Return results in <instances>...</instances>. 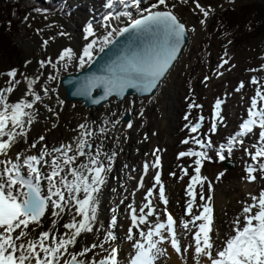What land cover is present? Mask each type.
<instances>
[{"label":"snow or ice","instance_id":"obj_1","mask_svg":"<svg viewBox=\"0 0 264 264\" xmlns=\"http://www.w3.org/2000/svg\"><path fill=\"white\" fill-rule=\"evenodd\" d=\"M192 2L195 5L193 12L198 10L204 17L200 23L205 24L214 9L203 6L200 0ZM177 3L187 4L188 0L171 3L170 0H155L148 8L141 7V0H106V7L110 10L117 5L135 7L138 18L125 13L128 23L124 26L107 23L102 36L97 35L89 23L87 37L91 40L82 54L77 55L72 47H63L55 58L49 56L39 60L35 75L22 72L19 68L0 72V77H8L4 86L0 87V264H122V250L114 244L117 236L109 229L101 238L102 226L98 224L100 194L117 155L116 152L106 151L104 144L109 133L121 124L122 116L117 117L116 111H112L111 116L117 118L104 119L99 125L85 119L75 130L77 135L70 142H60L59 146L50 147L44 135L29 143V135L41 107L55 121L59 120L65 101L60 98L57 87L50 85L59 81L61 70L67 71L73 62L83 70L96 63L106 49L111 51L112 58L101 66L103 74L86 77L74 94L91 99L93 104H100L112 96L123 98L128 89L142 94H152L157 90L178 58L186 34L195 31V28L189 29L177 15ZM106 19H111V11ZM40 31L42 29H37V32ZM58 35L68 34L61 31ZM55 39V36L49 37L43 41V46L46 48L49 41ZM31 63L27 60L23 67L26 69ZM228 63V59H223L220 67ZM49 68L52 71L45 75L43 70ZM250 71H264V65ZM261 79L264 78H251L250 82L258 87L250 98L247 118L240 123L239 130L227 138L226 143L219 145L217 153L218 159L223 161L226 159L225 152L231 154L237 146L242 148L252 161L245 169V179L250 183L257 179L254 173H264V85ZM22 84L26 88H20ZM244 87L241 81L235 91L240 92ZM97 88L103 89V95L92 99V93ZM18 89L20 94L10 99ZM53 99L54 103H48ZM154 99L152 95L149 103ZM223 103L225 101L219 98L215 101L208 133L215 134L218 125H224L221 115ZM189 107L202 108V105L193 100ZM140 115L143 116V109ZM189 115L190 112L185 120ZM204 119L200 115L196 123L189 121L185 125L190 133L197 135H190L182 141L183 144L192 142L201 149L213 146L211 136L199 131ZM51 127L56 128L57 123L53 122ZM132 127L133 123L128 121L126 128ZM253 135L257 137L251 144L255 151L244 147L245 138L251 139ZM159 153V148L153 152L155 160L151 168L157 171L152 177V186L146 189L139 206L135 202L128 205L131 226L127 230V240L131 242V251L123 264H158L160 258L167 255L166 244L182 256L192 249L194 264H202V261L204 264H264V189L259 196L249 194L252 203L242 202L244 207L232 221L231 233L217 242L218 237L214 239L212 235L214 207L211 193L214 188L212 181L202 175L204 162L210 161L211 157L206 151L191 149L178 154L177 159L197 157L194 174L185 189L190 199L178 221L168 211L169 199L162 181ZM180 167L184 175L179 179L183 180L189 171ZM149 168L146 162L139 188H145L144 177L148 175ZM170 175L176 177L175 172ZM223 175L220 173L217 179ZM205 184L209 193L207 196ZM197 195L202 203L197 202ZM116 211L113 209V212ZM111 224L113 228L116 226L115 216ZM178 224L182 232L178 231ZM189 235L191 242L182 245L181 237L186 240Z\"/></svg>","mask_w":264,"mask_h":264},{"label":"rangeland","instance_id":"obj_2","mask_svg":"<svg viewBox=\"0 0 264 264\" xmlns=\"http://www.w3.org/2000/svg\"><path fill=\"white\" fill-rule=\"evenodd\" d=\"M254 1L256 0H200L203 6H210L214 9L203 25L200 23V20L204 19V17L198 10L195 13L193 12L195 5L192 0H188L187 4L177 3V8L175 9L177 15L184 20L189 29L195 28L194 32L189 31L192 41L191 49L185 53L181 63L174 68L171 76L164 82L163 88L159 91L158 96L155 97L151 103H149L150 99L148 98L140 99V104H142L140 107H143V116L140 115L141 108H137L136 113H139L137 116L138 120H133L134 116H132L131 122L133 123V127L127 129V123H123L125 133L123 136L120 135L114 138L115 141L119 142L121 145L128 147L129 140H127V138L125 140L124 137L128 135L129 130H133L135 135L133 136V140L134 143L136 142L135 147H139L145 140L151 141L149 145L150 148H147L148 152L146 153L151 156L152 162L155 160V156L153 155L154 150L157 148L160 149L159 155L162 165L160 171L162 174V181L166 186L167 197L168 199L171 198L168 204L171 209H180V204H182L183 210L185 201L190 199V197L186 195L185 189L190 181V176L194 174V161L197 157H183L177 159L180 152L190 149L194 151H206L211 157L210 161L204 162L202 175L208 177L213 184L214 191L211 195L213 196L214 221H217L219 217L215 211L216 207H218V205L215 204L217 197L220 200L226 199L229 192L235 191V188H237L240 183L246 184L244 189L247 187V184L251 185L253 195L256 196H259L261 189H264V178H261L264 176V173L259 171L254 173L257 179L251 183L245 179L247 175L245 169L252 161L242 148L237 146L231 154L226 153L227 156L225 160L234 164V168L231 170L226 169L217 156L219 145L226 143L225 141H227V138L239 130V125L242 123L241 118L247 114V109L250 106V98L255 95L256 88L258 87V85L250 82L251 78L253 76L264 78V71H250V69H258L261 65H264V34L256 38H250L248 34L250 32V26L243 27L239 39L242 37L244 39L243 43L239 45L236 39L234 40L230 35H226L219 19L222 11L226 8L240 10L247 4H253ZM56 2L64 5V9H62L60 13L42 10L28 17L26 22L22 25L21 32L14 38L15 42L20 47L21 56L19 58L14 57L10 59L0 54V72H7L11 68H19L22 72L35 75V70L39 67L38 61L46 59L49 56L55 58L63 47H72L77 55L81 54L77 52L76 46H73L76 42L73 39L74 37H71L72 31L69 29V24L76 28L78 35H82L84 40H89L91 37H87V25L91 23L95 30L96 25H98L97 23H100V17L106 15L110 10L106 7V0H56ZM150 2L154 3L155 0H141V7H146ZM171 2H176V0H170V3ZM260 2L263 1L261 0ZM80 8H83V10H80ZM113 9L118 10L123 20L126 21H128V17L125 13H130L132 18L138 16L135 7L125 8L117 5ZM37 29H42V31L37 32ZM61 31L66 32L68 35L59 36L58 33ZM51 36H55L56 39L55 41L50 40L48 46L45 48L43 46V41L49 39ZM51 46H53V48ZM82 48L83 47H81V50ZM225 52H227V56ZM204 53L205 56L201 59L199 55ZM223 59H228L229 63L221 68L220 64ZM27 60H31L32 63L25 69L23 66ZM195 66L197 70L193 72ZM76 70L79 69L76 67V63L73 62L67 71L61 70L59 80L65 73ZM43 71L45 75H47L48 69H44ZM220 73H223V75H220ZM205 77L208 79L206 80ZM7 80V76L0 77V87L4 86V82ZM241 81L244 82L245 87L241 89L240 92H236L235 89ZM58 82L50 86L57 87L59 92L61 88ZM172 83L175 86L171 102V107L173 108L168 112L167 123L161 125V121L164 117L162 113V97H165L167 93L166 89ZM261 84L264 85V79H261ZM59 95L60 98L65 101L64 96L60 93ZM218 98L226 102L224 106H221V115L224 117V125H218V131L215 134H211L208 133V130L214 116V104ZM10 99H12V97H10ZM193 100L196 104L202 105V108H190L189 105ZM77 104L72 103L73 106L70 108L73 113H76L67 121H64L63 117L69 103L65 101L63 109L60 111L58 122L67 125V132L69 133L77 132L75 131L77 127H74L73 120L78 116H83L82 111L85 109L82 105ZM124 112L125 111H122L120 114L123 115ZM189 112L191 115H189L188 120H185L184 117ZM149 115H153L154 118L149 120ZM200 115H203L205 119L199 131L200 133H208L211 136L213 143L211 148L201 149L199 145L192 142L189 144L182 143V141L189 138L190 135H197V133H190L185 125L189 124V121L196 123ZM142 118L144 119L141 120ZM136 129L139 135L142 134L140 137L136 133ZM122 130L123 129L119 127L116 132L122 133ZM44 131L50 132L51 129L47 128ZM256 138L255 135H253L251 139L245 138L244 147L255 151V149L251 148V144ZM139 152L140 150H138V153ZM130 163L131 166L128 165L130 169L126 173V181H124V178H121L122 181H120L125 190L124 196H127L122 199V203L127 208L129 205L127 198H131V203L135 202L136 206L141 204L143 195L146 189L152 186V177L155 171H157L151 168L150 163V172L144 177L145 188H141L138 192L139 194L137 193V189L129 193L128 190L132 186V182L140 181L141 177L144 175L141 174L143 173L142 171L138 170L143 164L141 158L133 160L129 162V164ZM180 166L188 168L189 171V175L184 176L183 180L179 179L180 176L184 175ZM172 172L176 173V177L170 175ZM220 173H224V175L217 179ZM253 186L257 187L254 188ZM204 188L207 196L209 194L207 191V184H205ZM134 192L135 195H133ZM197 192H199V185H197ZM246 196L248 197L247 194ZM175 198H177V201ZM197 199V202L200 203L199 197ZM229 201L230 200H227V203H229ZM242 204L239 200L236 202L240 212H242L241 207L243 208L244 206V204ZM159 207L162 209L163 205L160 204ZM226 210L227 207L225 210L221 209L220 211L223 212V218L228 214ZM175 215L178 217L177 212H175ZM161 219H164V217L161 216ZM122 249L124 251L125 247ZM187 253L189 254V251ZM188 259L189 258H187L188 264H191L192 261Z\"/></svg>","mask_w":264,"mask_h":264},{"label":"bare ground","instance_id":"obj_3","mask_svg":"<svg viewBox=\"0 0 264 264\" xmlns=\"http://www.w3.org/2000/svg\"><path fill=\"white\" fill-rule=\"evenodd\" d=\"M151 4H152L151 2L148 3L147 6L144 8L150 7ZM80 10H83V8L82 9L80 8ZM110 11H111V19H106L109 16ZM99 20H100V23L98 22L97 23L98 25H96V27H95L96 33L98 32L97 35H99V36H102L105 33V31H106V29L104 27L105 24L112 23L114 26H121L126 21V20H123L122 15H120L118 10H114V9L109 10V12L106 15L101 16ZM69 26H70L69 29H71V31H72L71 37H74L73 39L76 42V44L73 46H76L75 48H76L77 52L82 54L83 49L87 46V44H88L87 42H90L91 38L89 40H86V39L84 40L82 35H78L75 27H72L71 24H69ZM191 44H192V41L190 42V44L186 48L185 53L191 49V46H192ZM51 47L53 48V46H51ZM81 47H83L82 50H81ZM185 53H184V55H185ZM184 55H183V57H184ZM183 57L176 64V66L179 63H181V61L183 60ZM50 71H52V70L49 68L47 73ZM170 76H171V74H170ZM20 88H26V85L22 84L20 86ZM161 88H163V85ZM161 88H160V90H161ZM166 90H167V93L165 94V97H164L165 99L162 97V101H163L162 113L164 114V117H163V120L161 121V125L167 123L168 112L170 110H172V108H173V107H171V102H172V95L175 91L174 84L173 83L170 84ZM263 90H264V88H262V91ZM59 93L64 96L62 88L59 91ZM19 94H20V89H18L17 92L14 93V95L12 96V99H15ZM157 96H158V94H157ZM131 98L128 99L127 101L123 102V103L117 102L116 100H112L110 103L102 106L99 109L85 108L82 111L83 116H78L73 120L74 127L75 126L78 127V125L80 123L85 122V119L89 123L95 122V125H99L101 123V121H103L104 119H116L119 116L117 115V117H112L111 112L112 111H118L121 109L126 110L128 107L132 108L133 106H131V104H132ZM133 98H136V97H133ZM54 102L55 101L53 100V101L48 102V103L51 104ZM77 103H76L77 105H82L79 102H77ZM109 104H110V107L107 108V106ZM225 104H226V102L223 103L222 106H224ZM116 105L119 106V108L118 107L115 108ZM71 106H73L72 103H69L67 111L63 117L64 121H67L70 117H73L72 115H75V113H76V112L73 113L72 109L70 108ZM137 107H138V105H136L134 108H132V111H131L134 116L136 115L135 120L137 119V113H136ZM121 111H118V112H121ZM38 118L39 119H37V122L33 125L32 131L30 132L29 143H31L32 140L36 139L39 135H44L46 137L45 142L50 147L59 146L60 142H65V143L70 142L72 140V138L77 135V132L76 133L67 132V127H66L67 125L60 124L58 122L59 120L55 121V118H52L50 116V114L43 107L40 108V113H39ZM151 118H154V116L153 115L150 116L149 120H151ZM246 118H247V114L243 118H241V121H243V119H246ZM48 120H50V121H48ZM53 122L57 123L56 128L51 127ZM119 127L123 129L122 133L116 132L117 129H119ZM123 127L124 126L121 123L120 125L117 126L116 129H114L112 132H110L109 138L105 141V144H104V148L106 151L116 152L117 155L115 156V158L112 162V170L109 172L106 184L103 187L102 192L100 194V202H99V209H98V224L100 226H102L100 228V236L102 238L103 234L109 229H111L114 232V234L117 236V240L114 242V244H115V246H118L122 250V256H121L122 264H123V261H125L128 258L127 254L131 251V247H130L131 242H129L127 240V234H128L127 230L131 226V219H130L129 209L126 206H124V204L122 203V199L124 197H127V196H124L125 190L122 187V183L120 181H122L121 178L125 179L127 177L126 173L130 169L128 165L131 166V163L129 164V162L141 158L143 160V164L138 169V170L143 172L141 174H144V164L146 162H148L150 165V163L152 162L151 156L147 155V153H146V152H148L147 148L149 147L151 141L149 142V141L145 140L144 142L141 143V145L139 147H135L136 142L134 143V140H133V136H135L133 133V130L132 131L129 130L128 135H126L124 137L125 140H126V138H127V140H129L128 147L123 146L119 142L115 141L114 138L116 136H118V137L120 135L123 136V134H124V128ZM47 128L51 129V131L50 132L44 131ZM136 133L138 134L137 129H136ZM141 135L138 134L139 137ZM133 145H134V147H133ZM138 150H140L141 153L140 152L138 153ZM145 153H146V155H145ZM226 153L227 152H225V156H227ZM149 172H150V168H149ZM149 172H148V174H149ZM124 181H126V179ZM245 185L246 184L240 183L239 186L237 188H235V191L229 192L228 195L226 194L227 195L226 199L220 200L217 197V201L215 202V204L218 205V207H216L215 211L217 212L216 214H218L217 216H219V217H218L217 221H214V224H213L214 231L212 233L214 239H216L218 237L217 242H219L220 240H223L226 237V235L231 233L232 221L235 220V218L241 214L240 209H238V205H236V202L239 200V201H241V204L243 201L244 202L246 201L249 204L252 203L250 196H249V194L253 195L251 185L247 184V187H245V189H244ZM138 186H139V181L132 182V186L129 188L128 192L130 193V192H133L137 189L138 190L137 193H138L141 189ZM253 187L255 188L257 186H253ZM246 189H247V191H246ZM121 194H122V196H121ZM246 194L248 195V197L246 196ZM198 197H199V195H197V198ZM170 199H169V201H171ZM175 200L177 201V198H175ZM227 200H230L229 203H227ZM247 200H249V201H247ZM127 201H128V204H130L132 202L131 198H127ZM187 201H185V203H184L183 210H182V204H180V209L176 208V210L171 209L168 206V211L171 213L174 212L173 213L174 217H176L178 221H179V218L184 215V210H185V206H186ZM226 207H227L226 213H228V214H226L223 218L222 217L223 212H220V211H221V209L225 210ZM113 209H117V211L113 212ZM241 209H242V207H241ZM193 211L194 212L196 211L195 208ZM175 212H177L178 217L175 215ZM114 216L117 218V224L113 228L111 221H112ZM185 219H190V217H185ZM241 220H243L242 215H241ZM178 225H177L178 231L182 232L183 230L180 229ZM193 231H195V229ZM191 240H192L191 235H189L186 240L183 237H181L182 245H187L189 242H191ZM120 246L122 248L125 247V250L123 251V249ZM164 247H166L168 249L167 255L161 257L160 260L158 261V264H188L187 258H189L188 259L189 261H192L191 264H194L193 258H192L193 257V250L192 249H189V254L184 253L182 256L180 254L175 253V251L171 248L170 245L166 244V245H164ZM202 264H204L203 261H202Z\"/></svg>","mask_w":264,"mask_h":264},{"label":"trees","instance_id":"obj_4","mask_svg":"<svg viewBox=\"0 0 264 264\" xmlns=\"http://www.w3.org/2000/svg\"><path fill=\"white\" fill-rule=\"evenodd\" d=\"M254 1L242 9L236 10L226 8L220 15V23L227 36L236 39L240 44L243 37L239 39L241 29L250 26L248 33L250 38H256L264 34V0ZM36 9L60 13L64 9L63 4L56 0H0V54L7 58L21 56V50L15 42V37L21 32L22 25L26 22L25 17L37 13ZM246 37V36H245ZM204 54L199 55L202 57ZM196 66L193 68L195 72Z\"/></svg>","mask_w":264,"mask_h":264},{"label":"water","instance_id":"obj_5","mask_svg":"<svg viewBox=\"0 0 264 264\" xmlns=\"http://www.w3.org/2000/svg\"><path fill=\"white\" fill-rule=\"evenodd\" d=\"M136 18H138V16ZM181 20H182V22H184L183 19H181ZM127 23H128V21H125L123 23V25H121V26H124ZM186 26H187V24H186ZM121 40H123V38H121ZM190 42H191V35H190V32H188L186 34L185 43L181 48V51L178 55V58L174 61L173 66L170 68L169 72L164 77V79H163L162 83L159 85L158 89L154 90V92L152 94H147V93L142 94L140 92H137L134 89H128L123 98L112 96L107 101H102L100 104H93V103H91V99H89L85 96L74 94L77 92V89L79 87V83L81 81H83L86 77L92 76V75H102L103 74L101 71V66L106 64L109 61V59L112 58L111 51H109V49H106V52L100 54V57L97 59L96 63L92 64L91 66H87L83 70L79 69L76 71H69V72L65 73L64 75H62V77L59 81V84L63 89L64 98H65L67 103L79 102L82 104V106L84 108L99 109L102 106L110 103L112 100H116L117 102H125L128 98H131V97L132 98L136 97L139 99L151 98L152 95H154L156 97L160 88L162 87L163 83L170 76V74L174 70V67L176 66V64L182 59V57L186 51V48L188 47ZM102 95H103V89L97 88L92 93V99L98 98L99 96H102ZM130 119H131V114L129 111H127L123 120L125 122H128V121H130ZM223 165L228 170H231L234 168V164L231 162H228L226 160H223Z\"/></svg>","mask_w":264,"mask_h":264},{"label":"flooded vegetation","instance_id":"obj_6","mask_svg":"<svg viewBox=\"0 0 264 264\" xmlns=\"http://www.w3.org/2000/svg\"><path fill=\"white\" fill-rule=\"evenodd\" d=\"M128 99H130V98H128ZM127 99V100H128ZM126 100V101H127ZM131 102H132V104H131V106H133L132 108H134L136 105H138V107L137 108H141V109H143V107H140V106H142V104H140V99H137V98H131ZM123 103V102H122ZM108 107H110V104L107 106V108ZM119 108V106H115V108ZM132 108L131 107H128L126 110H122V111H125L124 113H126L128 110H130V111H132ZM137 108H136V110H137ZM121 110H118V111H121ZM118 111H116V113H117V115L119 116V117H121L122 115L120 114V112H118ZM121 111V112H122ZM138 112V111H137ZM139 115V113H137V116ZM132 116H134L133 114H132ZM136 116V115H135ZM135 116L133 117V120L135 119ZM151 115H149V117H150ZM136 120H138V119H136ZM141 120H143V118L141 119ZM122 123V122H121ZM123 131V130H122ZM132 131V130H131ZM119 133V132H118ZM124 133H125V131H124Z\"/></svg>","mask_w":264,"mask_h":264}]
</instances>
